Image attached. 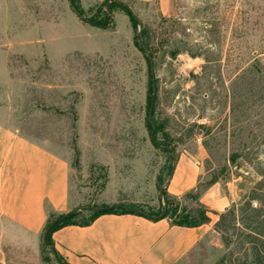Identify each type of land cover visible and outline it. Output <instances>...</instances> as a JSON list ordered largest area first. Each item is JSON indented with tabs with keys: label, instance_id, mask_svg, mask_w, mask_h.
Wrapping results in <instances>:
<instances>
[{
	"label": "rangeland",
	"instance_id": "374dc122",
	"mask_svg": "<svg viewBox=\"0 0 264 264\" xmlns=\"http://www.w3.org/2000/svg\"><path fill=\"white\" fill-rule=\"evenodd\" d=\"M109 1L73 0L91 24L71 0H0V120L69 162L72 221L107 206L110 172L145 194L133 208L176 221H199L217 185L234 201L190 261L264 264V0ZM140 42L150 129L174 152L147 128ZM182 155L200 163L198 188L161 197ZM0 264L58 263L43 236L0 232Z\"/></svg>",
	"mask_w": 264,
	"mask_h": 264
},
{
	"label": "crops",
	"instance_id": "0c3cea01",
	"mask_svg": "<svg viewBox=\"0 0 264 264\" xmlns=\"http://www.w3.org/2000/svg\"><path fill=\"white\" fill-rule=\"evenodd\" d=\"M194 159L179 157L164 180L168 196L181 198L197 190L201 173ZM113 175L98 193L97 204L133 207L143 201L144 193L123 190ZM76 199L69 162L0 120V232L20 243H38L51 219L78 210ZM199 200L208 222L189 226L169 217L107 212L89 224L57 228L51 234L53 246L66 264H195L190 256L211 236L214 218L229 208L234 193L212 185Z\"/></svg>",
	"mask_w": 264,
	"mask_h": 264
},
{
	"label": "water",
	"instance_id": "95a60500",
	"mask_svg": "<svg viewBox=\"0 0 264 264\" xmlns=\"http://www.w3.org/2000/svg\"><path fill=\"white\" fill-rule=\"evenodd\" d=\"M112 1H117V2H121V3H124V1L122 0H110L108 3H107V7L110 11V5L112 3ZM73 0H71V5H72V8L74 10V12L76 13V15L84 22H88V23H91V24H94L92 22H89L87 21L86 19H84L80 14L79 12L74 8L73 6ZM127 5V4H126ZM114 18L112 17L111 18V21H113ZM96 25V24H95ZM111 24H109L108 26H110ZM140 37V35H139ZM141 43V46L143 48V51L145 53V55L147 56L148 60H149V63H150V66H151V69H152V75H153V96H152V100H151V104H150V109H149V114H148V119H147V128H148V131L150 132V135H151V138H152V141L153 143L160 147V148H167V149H170L171 151L174 152V150L171 148V147H164V146H160L157 141H156V138L153 134V132L151 131L150 129V120H151V117L153 115V112H154V107H155V102H156V97H157V86H156V80H155V76H154V65H153V61L150 57V55L148 54V52L146 51V49L144 48V46L142 45V42ZM164 190H165V186H162L160 189H159V194L160 196L162 197L163 194H164ZM112 207H124L126 209H128L129 211L133 212V213H137V214H140V215H145V216H150L149 214H147L146 212L142 211V210H139V209H136V208H133V207H130V206H125V205H115V206H109L108 208H112ZM104 209V207H95V206H88V207H84V210H92V211H96V210H102ZM77 211L76 209H73V210H70L68 211L67 213L53 219L50 221V223L47 225L45 231H44V235H43V241H44V246L46 248H49L52 253L54 254V257H55V260L58 264H62L59 260V257H58V254L56 253V251L54 250V248L50 247L48 242H47V237H48V234H49V231L51 230L52 226L54 224H56L57 222L65 219L66 217H68L71 213ZM165 213H162L161 217L164 216Z\"/></svg>",
	"mask_w": 264,
	"mask_h": 264
},
{
	"label": "trees",
	"instance_id": "16d2710c",
	"mask_svg": "<svg viewBox=\"0 0 264 264\" xmlns=\"http://www.w3.org/2000/svg\"><path fill=\"white\" fill-rule=\"evenodd\" d=\"M117 2V1H116ZM119 3H121V2H119ZM121 4H123V3H121ZM124 5V4H123ZM126 6V5H125ZM126 7H128V6H126ZM154 134V136H155V132L153 133ZM191 193V192H190ZM190 193H188V194H190ZM164 194H165V196H168V194H167V192H166V190H164ZM116 211H124V212H131V211H129L128 209H126V208H124V207H112V208H108L107 206H105L104 207V209H102V210H96V211H93V214L90 216V218L86 221V222H83V223H78V222H75V221H72V218L76 215V211L75 212H73V213H71L68 217H66L65 219H63V220H61V221H59V222H57L56 224H54L53 226H52V228H51V230L49 231V234H48V237H47V242H48V244L49 245H51V247L52 248H54V246H53V242H52V239H51V234H52V232L54 231V230H56L57 228H59V227H62V226H64V225H68V224H89L91 221H93L98 215H100V214H102V213H107V212H116ZM150 215V214H149ZM170 215V213H169V211L168 210H166V213L164 214V216L162 217V218H164V217H169V218H171V216H169ZM151 217L153 216V215H150ZM156 217H159V216H156ZM225 217V214H223L222 215V219ZM54 219V218H53ZM53 219H51V220H53ZM172 219V218H171ZM50 220V221H51ZM50 221H49V223H50ZM172 221L175 223V224H180V225H189V226H194V225H198V224H201V223H204V222H207V221H209V217H208V215H207V213L206 212H204V214H203V216L201 217V219L199 220V221H187L186 219H183V220H179V221H176V220H173L172 219ZM48 223V224H49ZM55 250V249H54ZM56 251V250H55ZM56 253H57V251H56ZM58 254V253H57ZM58 257H59V260L61 261V257L58 255ZM63 264H66L65 262L63 263Z\"/></svg>",
	"mask_w": 264,
	"mask_h": 264
}]
</instances>
